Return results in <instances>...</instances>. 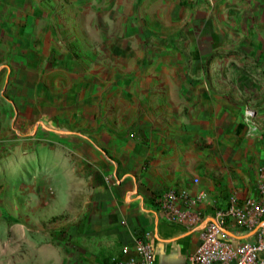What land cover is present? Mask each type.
<instances>
[{
  "label": "crops",
  "instance_id": "0c3cea01",
  "mask_svg": "<svg viewBox=\"0 0 264 264\" xmlns=\"http://www.w3.org/2000/svg\"><path fill=\"white\" fill-rule=\"evenodd\" d=\"M44 1L0 0V68L8 67L0 70V224L25 236L26 225H46L53 215L34 216L32 206L17 214V193L49 214L50 196L60 193L49 186L61 180V231L75 246L62 264L116 262L145 230L158 264H186L231 196L258 195L264 0H94L93 13L106 18L97 32L109 53L100 69L82 68L65 47L83 42L79 25L65 19L66 8L57 23ZM41 16L54 23L39 25L36 36L58 65L35 71L34 36L19 23ZM247 107L258 131L244 123ZM175 186L202 194L193 206L204 216L198 227L158 209L155 197ZM226 225L234 242L258 232Z\"/></svg>",
  "mask_w": 264,
  "mask_h": 264
},
{
  "label": "rangeland",
  "instance_id": "374dc122",
  "mask_svg": "<svg viewBox=\"0 0 264 264\" xmlns=\"http://www.w3.org/2000/svg\"><path fill=\"white\" fill-rule=\"evenodd\" d=\"M44 5L48 8L47 11L52 12L51 15L54 14L53 11L57 10L54 18L57 23H61V19L64 20L58 8H66L68 14H66L67 17L65 19L71 20L73 18L75 25H79L80 32L83 35V42L75 46H71V43H69V45L67 44L65 47L75 51V55L81 61L82 68L85 69L89 67L100 69L105 64L103 57L106 56V54L109 55V53L106 52V50H108V48H106L107 44L97 37L98 33L104 34L106 31V18L101 15L96 16L93 13V8H95L94 0H45ZM100 6L105 8L106 2L102 1ZM54 7L56 8L55 10L52 9ZM84 10L90 13H85ZM50 17L51 16H41L36 18L38 20L34 19L33 22L24 20L22 23H19L23 28H30V32L34 36V40L31 44L34 48L35 71L48 66L55 67V65H58V63H55L58 59L57 56H53L54 59H51L52 57L49 59L46 58L45 54L48 49L45 47L46 45L44 43H41V35L36 36L39 25L45 21H48L47 24L54 23L53 19ZM131 19L132 21L137 20V18L134 17H131ZM10 23H13V21L11 20ZM7 26L8 22L4 19V24H2L3 30ZM59 34L61 36V30ZM22 50L24 51L25 48H22ZM53 52L55 53L56 51ZM59 54H61V52H59ZM90 58H93L92 62L89 60ZM48 60H51L50 64L44 62ZM0 70L7 71L8 67L1 66ZM246 71L247 70H245V72ZM262 71L264 73V69ZM5 96L7 98L10 97V95ZM64 187L65 185L63 182L61 183V180H59L58 183L50 184L49 188L51 190L49 194H51L53 189L60 193L55 199L56 201L50 196V202L53 204L50 205L51 209L49 214L47 212L48 209L42 213L35 209V201H31L27 195L20 192L17 193L19 195V197H16L19 208L17 211L18 215L24 212L25 206L28 205L32 206V212H35L34 216H41L43 219L51 215H53V217H50V221L46 222V225H41L38 222H36V224L26 225L27 236L22 234V231L11 229L10 227L12 225L8 222L0 224V228H2L0 232V264H62L64 256L74 251V243L66 240L65 237H63L64 232L61 231V211H63V206L67 202L65 195L61 193V188ZM20 208L24 210L22 211ZM19 227H22L21 230H23V226Z\"/></svg>",
  "mask_w": 264,
  "mask_h": 264
},
{
  "label": "built area",
  "instance_id": "2783aa9c",
  "mask_svg": "<svg viewBox=\"0 0 264 264\" xmlns=\"http://www.w3.org/2000/svg\"><path fill=\"white\" fill-rule=\"evenodd\" d=\"M244 123L252 131H258L260 124L253 109L246 108ZM194 183L200 178L194 177ZM186 187L175 186L166 189L155 197L158 209L173 223L196 228L203 221L201 212L193 209L198 200ZM264 165L259 167L258 195L243 200L230 197L229 207L218 209L212 220L204 225L201 242L186 264H264ZM232 221L237 227L246 229L259 226L254 239L234 242L224 232L227 223ZM153 233L150 230L136 234L131 245L122 248L117 264H158L156 261Z\"/></svg>",
  "mask_w": 264,
  "mask_h": 264
},
{
  "label": "water",
  "instance_id": "95a60500",
  "mask_svg": "<svg viewBox=\"0 0 264 264\" xmlns=\"http://www.w3.org/2000/svg\"><path fill=\"white\" fill-rule=\"evenodd\" d=\"M259 228V226L257 227V229ZM224 232L228 235H231V236H237L235 235L232 231L228 230L227 228H224Z\"/></svg>",
  "mask_w": 264,
  "mask_h": 264
},
{
  "label": "trees",
  "instance_id": "16d2710c",
  "mask_svg": "<svg viewBox=\"0 0 264 264\" xmlns=\"http://www.w3.org/2000/svg\"><path fill=\"white\" fill-rule=\"evenodd\" d=\"M110 264H117V262L114 261V262H112V263H110Z\"/></svg>",
  "mask_w": 264,
  "mask_h": 264
}]
</instances>
